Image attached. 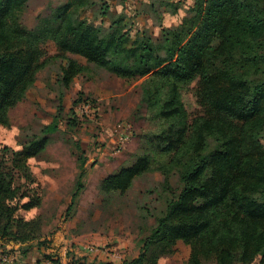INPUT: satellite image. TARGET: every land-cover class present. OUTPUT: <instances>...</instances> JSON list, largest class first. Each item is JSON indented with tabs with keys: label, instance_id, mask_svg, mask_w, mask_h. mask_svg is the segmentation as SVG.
Returning a JSON list of instances; mask_svg holds the SVG:
<instances>
[{
	"label": "trees",
	"instance_id": "1",
	"mask_svg": "<svg viewBox=\"0 0 264 264\" xmlns=\"http://www.w3.org/2000/svg\"><path fill=\"white\" fill-rule=\"evenodd\" d=\"M28 1L0 0V126L45 67L46 42L66 61L65 86L87 69L81 59L127 80L144 78L141 103L159 121L150 136L156 152L104 177L101 189L123 193L137 177L160 171L167 199L140 253L121 264H157L180 244L190 248L188 264H264V0H195L159 41L148 28H136L138 15L115 12L109 0H67L28 28L21 20ZM179 2L153 1L151 8L176 12ZM195 81L202 112L190 116L182 93ZM56 129L47 126L44 136L16 151L14 167L27 171L29 158L46 150ZM41 202V194L29 196L0 163V238H39L43 217L26 218L22 210ZM46 258L49 264H112Z\"/></svg>",
	"mask_w": 264,
	"mask_h": 264
},
{
	"label": "rangeland",
	"instance_id": "2",
	"mask_svg": "<svg viewBox=\"0 0 264 264\" xmlns=\"http://www.w3.org/2000/svg\"><path fill=\"white\" fill-rule=\"evenodd\" d=\"M66 1L29 0L21 20L33 28L53 7ZM109 1L115 12L138 15L136 28H148L159 41L165 27L178 26L191 13L195 0H179L181 5L176 12L164 7L154 12L151 3L161 0ZM44 47L47 61L37 73L35 85L10 109L8 124L0 126V163L29 196L38 199L41 194V205L22 210V214L26 218L41 215L43 231L39 238L26 242L0 238V264H49L46 255L50 254L64 261L81 258L103 262L98 258L103 251L116 255L110 261L112 264L117 259L116 264H121L140 253L141 239L155 224L154 214L165 208L167 199L159 185L164 179L160 171L137 177L133 186L123 193H105L101 189L104 177L131 165L144 153L156 152L150 136L157 130L159 121L141 103L144 78L127 80L80 58L87 69L65 86L61 80L66 61L57 57L53 42H46ZM198 85L195 81L183 89L190 116L202 112L196 94ZM80 97L95 104V114L82 117L75 114L76 100ZM123 123L132 125L133 135L117 150L116 128ZM51 124H56L57 129L48 134L50 142L46 150L29 158L27 171L14 167V153L30 140L44 136V129ZM81 173L83 188L72 205ZM170 182L174 189L180 188L176 172L170 175ZM95 236L103 241L96 242ZM86 248L92 255L84 254ZM189 254L190 248L180 244L176 254L162 256L157 264H188Z\"/></svg>",
	"mask_w": 264,
	"mask_h": 264
},
{
	"label": "built area",
	"instance_id": "3",
	"mask_svg": "<svg viewBox=\"0 0 264 264\" xmlns=\"http://www.w3.org/2000/svg\"><path fill=\"white\" fill-rule=\"evenodd\" d=\"M97 108L95 107V104L91 102V100L85 98L82 101L78 103V105L75 108V114L79 117L82 116H90L95 114ZM132 125L129 123H123L119 124L116 128V145L117 150L120 149V147H123L125 143H127L131 137H132ZM90 249H93V247H90Z\"/></svg>",
	"mask_w": 264,
	"mask_h": 264
},
{
	"label": "crops",
	"instance_id": "4",
	"mask_svg": "<svg viewBox=\"0 0 264 264\" xmlns=\"http://www.w3.org/2000/svg\"><path fill=\"white\" fill-rule=\"evenodd\" d=\"M95 240H96V242H101V241H103V239L102 238H100V237H97V236H95ZM121 245V244H120ZM81 249H84V247L82 246V245H80L79 246ZM89 253H91V255H92V252L91 251H89L87 248H86V253H84V254H89ZM107 254V255H106ZM90 255V254H89ZM97 254H93V256L95 257ZM116 255H114L113 253H107V252H105V251H103V252H100L99 254H98V258L99 259H101V260H103V261H112L113 259L112 258H114ZM117 259V258H116ZM115 261H117L116 263H119L118 261V259L117 260H115ZM115 263V262H114ZM115 263V264H116Z\"/></svg>",
	"mask_w": 264,
	"mask_h": 264
}]
</instances>
